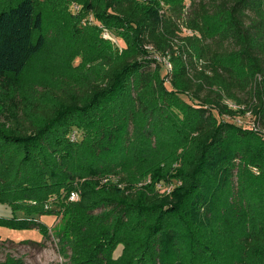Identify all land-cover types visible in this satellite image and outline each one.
I'll return each mask as SVG.
<instances>
[{"label": "trees", "instance_id": "16d2710c", "mask_svg": "<svg viewBox=\"0 0 264 264\" xmlns=\"http://www.w3.org/2000/svg\"><path fill=\"white\" fill-rule=\"evenodd\" d=\"M188 1L66 0L80 6L65 16L75 28L85 17L98 25L80 38L99 46L104 71L51 91L48 106L0 105V206L11 212L0 227L46 237L39 218L59 217L58 252L69 264H215L239 221L243 249L263 242L246 224L264 212V0ZM43 25L39 0H0L2 81L19 79L45 49ZM100 27L121 52L110 53ZM226 102L258 130L227 120L236 111ZM166 181L180 184L156 189Z\"/></svg>", "mask_w": 264, "mask_h": 264}, {"label": "rangeland", "instance_id": "374dc122", "mask_svg": "<svg viewBox=\"0 0 264 264\" xmlns=\"http://www.w3.org/2000/svg\"><path fill=\"white\" fill-rule=\"evenodd\" d=\"M39 1L43 6V33L47 39L46 47L32 61L26 72L19 79H11V81H2V79H0V105L4 102H10L9 99H11V101H15L23 106L25 110H28L33 104L48 106L53 103L50 96L51 91L73 89L77 86L80 79L85 77L95 79L104 71L103 59L105 57L94 60L99 54V46H96L95 41L90 43V38L85 42L80 38V34L84 30L82 28L86 27L85 25H96L93 18L85 17L80 25L75 28L71 19L65 16L67 14L76 15L79 13L80 6L73 2H68L67 4L66 0ZM54 2L61 3L54 6ZM185 3L188 5L189 1L185 0ZM78 7L79 9L77 10ZM63 8H66V10H63ZM57 13H59V21L56 19ZM219 23L220 22L217 20L211 21V30L216 29ZM100 31V37L105 41L106 45H110L111 54L123 50V42L114 34L101 27ZM105 31L107 33H105ZM88 35L94 38L90 31H88ZM82 43L84 47L83 52L79 53L77 57L72 58L73 54L77 52V49ZM106 45L103 44V46ZM102 49L105 54H107V46L106 49ZM84 59H88L89 62L81 69L80 67ZM232 65L235 66L234 63H232ZM239 96L245 98L246 94L240 93ZM1 109L0 107V111ZM236 110L238 109H235V111ZM5 114L6 113L0 114V122H5ZM232 121L231 119L230 122ZM234 121H237L238 125H247L249 120H247V116L242 110H238L236 111ZM163 155L162 153L161 156ZM176 155L180 158L185 154L182 152V149H179L176 151ZM161 156L158 155V158H161ZM161 167H164V165L161 164ZM255 167L256 168L246 166V168L251 169L252 173H248L253 177L259 174L258 167ZM137 172L138 169L136 168L134 174ZM144 179L143 183L150 182L149 177ZM106 181L107 179L103 180V182ZM255 183L260 185L258 182ZM161 184L162 187H164L169 183L166 181L164 184ZM141 185L142 183L139 184V186ZM158 185L159 183L155 186ZM263 187L264 186L261 185L258 189ZM234 188H236V186H234ZM77 194L79 195L78 192ZM254 213L255 216L253 221L251 220L252 222L249 221L246 224L250 229L248 233H252L263 242L256 241L251 249H243L239 245L237 237L245 235L243 230L245 224L244 221H239L234 224L236 229L231 231L221 241L220 250L222 251V255H218V261H216L215 264L224 263V259L227 263L231 262L232 264H235L236 261L241 264H264V212L259 213V211L256 210ZM15 216L23 218L21 213H17ZM0 217H11L9 208L0 206ZM39 221L49 228L46 237H42L37 228L18 231L0 227V262H3L7 257H12L13 259L22 261L23 264H69L67 255L62 256L58 252L57 234L62 231V220L52 215L41 217ZM121 251L122 247L118 246L113 254L114 257H118Z\"/></svg>", "mask_w": 264, "mask_h": 264}, {"label": "built area", "instance_id": "2783aa9c", "mask_svg": "<svg viewBox=\"0 0 264 264\" xmlns=\"http://www.w3.org/2000/svg\"><path fill=\"white\" fill-rule=\"evenodd\" d=\"M78 9H79V7L77 8V10ZM105 33H107V32L105 31ZM148 49H150V48H148ZM156 59L159 62L163 63V65L165 66V69L166 70H168V71L171 70V64L168 62L167 59H158V58H156ZM226 103L228 104L229 108L233 109L234 111H235V109L241 110L236 105H234V104H232L230 102H226ZM238 110H236V111H238ZM245 115L247 116V120H249L248 123H247V125H238V122L237 121H234V119H235L236 116L232 119L233 120L232 123H234L235 125H237L239 127H249L250 129H253L254 131L258 130V127L256 125H254L253 122H252V120H251L250 113H245ZM226 119L229 120V121L231 120L228 117H226ZM76 137H77V134L74 132L72 134V136H71V140L72 141L75 140ZM178 184H180V183L179 182H177V183L176 182L169 183V184H166V186H164V187H162V184H159L158 186H156V189L161 190L163 192L165 191V192L169 193L173 189V187L175 185H178ZM78 198H79V195L77 194L76 191H72L68 195V201H70V202H75V201L78 200Z\"/></svg>", "mask_w": 264, "mask_h": 264}]
</instances>
